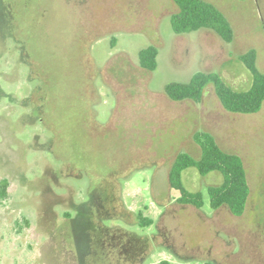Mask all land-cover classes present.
I'll return each instance as SVG.
<instances>
[{
  "label": "rangeland",
  "instance_id": "1",
  "mask_svg": "<svg viewBox=\"0 0 264 264\" xmlns=\"http://www.w3.org/2000/svg\"><path fill=\"white\" fill-rule=\"evenodd\" d=\"M207 1L229 20L230 41L210 29L174 34L173 0H0V178L9 181L0 264H78L63 211L110 182L121 186L129 222L139 212L153 220H111L149 237L140 264H264V103L231 113L211 84L197 103L164 93L199 70L245 89L239 56L251 48L264 72V0ZM148 45L158 48L153 71L138 63ZM196 132L241 156L250 188L241 215L212 209L205 188L220 176L193 168L182 180L203 192V206L175 201L168 170L179 151L199 155Z\"/></svg>",
  "mask_w": 264,
  "mask_h": 264
},
{
  "label": "trees",
  "instance_id": "2",
  "mask_svg": "<svg viewBox=\"0 0 264 264\" xmlns=\"http://www.w3.org/2000/svg\"><path fill=\"white\" fill-rule=\"evenodd\" d=\"M173 1L177 7L170 15V25L174 34L183 35L200 29H210L224 41L232 39V26L226 15L214 3L207 0ZM157 55L158 48L155 45L141 48L138 51L139 67L146 71L155 70ZM239 59L250 76L249 85L245 89L233 88L218 72L199 70L187 81L167 83L164 86V93L173 101L188 100L197 103L201 101L207 85L211 84L225 110L241 114L256 113L264 103V72L257 66V52L254 48L240 55ZM97 93V89L91 92L92 95ZM194 138L200 147L199 155L195 157L186 151H179L168 170L169 186L179 193L175 201L196 208L203 206V192L188 189L182 180V173L188 168H193L201 178L210 173L220 176L218 183L208 184L205 188L212 209L226 206L233 215H241L250 193L247 172L241 156L222 149L209 132H196ZM102 180L109 182L111 179L107 176L101 178ZM8 187V179L0 178V202L8 197ZM68 189H71L67 192L71 199L75 190L70 187ZM87 193L86 199L76 202L75 207L63 211L65 219L60 227L64 229L66 226L67 235L63 236L65 238L67 236L69 244L74 246L77 263L140 264L148 258L151 249L149 237L111 223V220L119 218L128 225L139 227L150 226L153 220L139 212L134 215L132 222L128 221V216L132 215V212L124 203L121 186L114 191L111 182L107 187L95 184ZM106 220L110 221L108 225L104 223ZM23 221L28 225L26 218H23ZM28 246L32 249L30 244ZM161 264L169 263L163 261Z\"/></svg>",
  "mask_w": 264,
  "mask_h": 264
},
{
  "label": "flooded vegetation",
  "instance_id": "3",
  "mask_svg": "<svg viewBox=\"0 0 264 264\" xmlns=\"http://www.w3.org/2000/svg\"><path fill=\"white\" fill-rule=\"evenodd\" d=\"M264 21V20H263Z\"/></svg>",
  "mask_w": 264,
  "mask_h": 264
}]
</instances>
